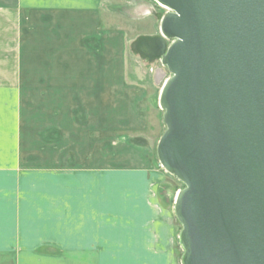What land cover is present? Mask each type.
<instances>
[{"label": "crops", "instance_id": "0c3cea01", "mask_svg": "<svg viewBox=\"0 0 264 264\" xmlns=\"http://www.w3.org/2000/svg\"><path fill=\"white\" fill-rule=\"evenodd\" d=\"M128 38L103 0H0V109L16 111L0 113V264H176L168 241H140L141 226L114 216L157 189L144 146L129 138L147 121L149 92L131 77L141 67L130 66ZM23 104L48 111L45 146L32 149L45 153V172L1 157L16 154L5 139L23 137Z\"/></svg>", "mask_w": 264, "mask_h": 264}, {"label": "water", "instance_id": "95a60500", "mask_svg": "<svg viewBox=\"0 0 264 264\" xmlns=\"http://www.w3.org/2000/svg\"><path fill=\"white\" fill-rule=\"evenodd\" d=\"M130 51L159 60V165L184 187L181 264H264V0H153Z\"/></svg>", "mask_w": 264, "mask_h": 264}, {"label": "rangeland", "instance_id": "374dc122", "mask_svg": "<svg viewBox=\"0 0 264 264\" xmlns=\"http://www.w3.org/2000/svg\"><path fill=\"white\" fill-rule=\"evenodd\" d=\"M103 10L109 13L111 19H113V28L123 29L129 36L127 45L128 48L130 43L142 33V35H149L151 32L157 34L159 32L160 20L168 11L162 6H159L153 0H103ZM128 54H131L129 50ZM131 55H133V62L131 61L130 63L131 68L134 67V65L135 68L141 67V70H133L131 77L137 79L138 81H143L144 83L142 84L148 87L147 90L149 92V101L147 106V121L142 123L143 125L140 126L141 128L143 127V130L137 129L135 125L133 131L130 133L132 137L129 138L134 141L133 143L135 145L138 144L139 147L144 146L145 150L141 151L144 159L143 162L145 164L149 161L151 176L149 179L151 182L157 184V189L152 192L151 201L148 205L140 200L133 201L131 202V206L129 203H127L125 208H118V213H114V216L118 218L119 216L123 215L127 220H129L128 222L126 219H123L120 221V224L122 222L123 225L128 223L131 226L133 225L132 227L141 226L144 236L136 233L133 235L136 237L139 236L140 238L138 240L140 241H168L172 245L175 252L174 255L176 264H181L180 258L183 253L179 243L181 225L177 221L174 214V201L176 193L181 190L184 185L173 175L167 173L161 168L156 155V146L158 140L165 130V125L163 123V111L160 109L158 103L159 93L162 83L168 76H170V73L159 60L146 62L139 58L138 55ZM159 69H161V75L163 78L156 80L154 78L155 73ZM8 92L13 94L15 91L11 90ZM20 92L21 91H19V93ZM22 94L24 97H28L29 91H22ZM5 108V113L0 109L1 114H13L16 112L14 105L6 106ZM17 108L18 112L22 116L21 123L24 127V130L22 129L23 137L16 139L13 137H7L5 140L8 145H15L17 147L16 154H10L7 152L1 157H18L20 161L23 160L27 162L31 160L30 162H32V164L37 165L35 167L40 168L38 170L43 169L42 171L45 172V153L42 151L33 153L32 149L34 147L39 148L41 146H45V139L43 136L44 134L42 132L44 131L43 128H45L46 125L45 116L46 112H48L47 108L46 106H30L29 104H23L22 106L18 105ZM31 126H34L35 129H38V137L37 134L32 133L33 130H31ZM117 130L118 131H115V134L121 135L124 133V131H122L120 128ZM138 133H140V135ZM30 134L33 136L30 137ZM123 139L124 138L121 137L117 138V140L114 139L117 142L113 143V145H123ZM20 146L22 147V150L18 148ZM30 153H33V155ZM134 153L136 156V152ZM120 155L121 154H118V156ZM31 156L33 157L32 159ZM115 161L122 162L119 157L113 158V163ZM134 161L136 162V159H134ZM154 171H156V173H154ZM146 207L147 209H145ZM121 210H126L127 212L121 213ZM138 210L141 211L142 215L148 218V224L144 223V221L139 223L138 219L135 220L136 217L138 218V213L140 214ZM113 226H116V224L113 223ZM155 226H159L161 229L157 228L155 230ZM127 235L128 237H131V235ZM134 240L136 239L134 238ZM104 264H109L108 260H104Z\"/></svg>", "mask_w": 264, "mask_h": 264}]
</instances>
